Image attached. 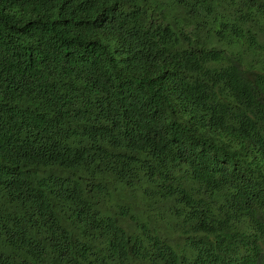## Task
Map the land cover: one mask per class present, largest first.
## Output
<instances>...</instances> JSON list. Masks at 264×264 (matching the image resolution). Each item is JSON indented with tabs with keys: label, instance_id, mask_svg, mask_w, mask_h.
Here are the masks:
<instances>
[{
	"label": "trees",
	"instance_id": "1",
	"mask_svg": "<svg viewBox=\"0 0 264 264\" xmlns=\"http://www.w3.org/2000/svg\"><path fill=\"white\" fill-rule=\"evenodd\" d=\"M0 264H264V0H0Z\"/></svg>",
	"mask_w": 264,
	"mask_h": 264
}]
</instances>
